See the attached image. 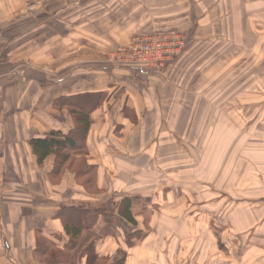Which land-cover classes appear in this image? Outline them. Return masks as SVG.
Segmentation results:
<instances>
[{"label": "crops", "instance_id": "obj_1", "mask_svg": "<svg viewBox=\"0 0 264 264\" xmlns=\"http://www.w3.org/2000/svg\"><path fill=\"white\" fill-rule=\"evenodd\" d=\"M255 12L264 17V0H0V264H20L27 259L33 250L35 232L59 234L61 226L55 212L63 197L78 194L79 189L74 186L72 192L67 182L71 179L75 184L73 173L65 171L51 181L48 173L52 156L46 158L43 167L38 166L28 144L32 134H47L51 129L65 133L72 126L68 113L55 107L56 99L79 92H100L102 100L92 113L88 136L100 147L97 155L102 160L120 162L123 168L140 163L143 170H148L160 159L157 150L167 136L164 124L170 116L189 107L188 96L194 94L191 84L197 79L192 83L190 74H161L138 65H116L108 62L109 52L127 45L139 34L186 30L191 25L197 28L200 40L218 35L232 43L231 36L258 32L254 28ZM199 94L198 91L200 97ZM183 96L179 103L177 100ZM32 122L42 128L35 129ZM133 165L124 168V173L130 174ZM96 180L103 192L109 190L105 199L96 198L105 201L115 190L100 181V176ZM151 189L155 191L154 199L145 206L153 210L151 225L158 227V223L176 219L173 214L164 216L156 211L180 209L182 205L170 203L171 199L177 200L179 192L167 184ZM129 190H124L121 197L136 196ZM82 194L91 195L84 190L78 197L84 198ZM256 209L253 213L247 208V219L240 222L242 209L230 208L228 225L221 226L211 241L207 233L210 229L205 226L208 223L195 221L197 214L203 213H190V228L179 222L183 232L175 242L187 244L193 240L192 221L196 228L206 231L204 244H214L209 249L203 247V259L211 256L212 262L201 259L200 264H264V238L254 239L257 231L264 228V206L261 213ZM154 231L155 235L149 232L146 242H136L127 264L133 256L138 260L146 255L159 257V244L168 242L157 238L156 227ZM103 242L97 243L99 250ZM224 243L228 249L222 247ZM140 245L147 247L140 250ZM166 256L169 264V255ZM177 260L183 258L173 255V264Z\"/></svg>", "mask_w": 264, "mask_h": 264}, {"label": "rangeland", "instance_id": "obj_2", "mask_svg": "<svg viewBox=\"0 0 264 264\" xmlns=\"http://www.w3.org/2000/svg\"><path fill=\"white\" fill-rule=\"evenodd\" d=\"M255 17L254 28L258 31L257 33L231 36L234 40L232 43L229 39L221 38L220 41L226 44L221 43L223 50L220 53L218 52V59L217 62L215 61L216 63L214 62V66L212 67V63L208 69L201 71H194L193 69L189 73L193 75L192 83L197 79L196 82L191 84V92L194 94H192L193 97L188 96L189 107L179 115L170 116L167 123L164 124L163 129L167 132V136H164L165 142H162L157 150L160 159L157 163L150 164L147 167L148 170H143L140 163L138 165L129 163L124 168L132 167L134 164L133 171L131 170L130 174H125V169L120 162L114 163L112 160H102L97 155L100 152L97 143L89 141V139L86 140L87 152L81 155L85 159V165H96V176H100V181L115 190V192L113 191L114 194L108 197V199L113 200L112 207L120 200L124 190L130 191L129 189H131L132 193L135 192L136 196H134L133 201L138 206L137 212L147 208L145 207L147 202L154 199L155 191L152 192L151 189L153 186L162 187L167 184L174 187L176 193L179 192L177 200L171 199L170 203L182 205V207H179L180 209L170 212L156 211L162 215L165 213L173 214V218L176 217V219H169L168 224L158 223L157 227L155 224L151 225L152 219L149 221L145 218L138 227L141 228L139 232L140 242L144 240L146 242L151 232L155 235L154 230L156 227L157 238H163V241L168 242L159 244L162 253H158L159 257L146 255L145 258L140 260L133 259V256L128 260L129 264H153L152 260L159 264H167L165 262L166 255H169V264H173V255L177 258H183V260L175 261V264H189V258L191 264L194 263V260H199L196 264H200L201 259L203 262L209 261L211 263V256L207 257L206 260L203 259L205 258L203 255L204 240L207 238V233L200 227L196 228V223L191 221L194 224V229H190L193 240L187 244H176L181 232H183L182 227L190 228L188 223L189 220H192L190 213H198L204 210V213L208 216L214 217L213 222L219 218V213L215 210L220 209L221 206L223 210L229 204L231 206L228 210L232 206L235 208L234 200L236 196H243L247 184L257 183L256 185L259 186L258 183L262 182V176H264V17L262 18V14L256 12ZM247 30L250 31V26ZM197 46V42L191 46V54L202 51L206 44ZM225 50L227 52L224 54ZM208 52L211 54L213 50L210 49ZM202 55L198 58L201 59ZM113 58L117 57H111L110 59ZM191 59H186L184 65L187 63L191 65ZM210 62L207 61L205 64L207 65ZM200 73L201 76H199ZM161 74H164V71ZM220 74L223 76V83L218 82ZM184 80H186L185 77ZM183 99L184 96L177 101L182 103ZM190 107L194 108V113ZM175 110H179L178 106H175ZM236 112L241 115L233 116L232 114ZM177 118L181 120L178 121ZM32 125H35V129L42 128L34 122H32ZM38 135L45 134L35 133L30 138ZM201 156L204 160L197 166V160ZM50 160L53 163L54 158L52 157ZM88 160L90 163L87 162ZM45 162L46 160L41 165L42 167ZM214 167L220 169V173L212 186L210 182L213 179L212 175L210 176V171H213ZM190 172H194L195 175L187 177ZM62 174L60 172L58 175ZM171 174L173 175L172 178L170 177ZM258 175L259 178H257ZM68 176L71 177V175ZM54 177L58 178L57 175H54ZM197 179H200V183L202 180L205 182V192H202L203 187ZM67 182H69V189L72 192L74 186L79 189L78 194L84 192V188L76 183L74 184L71 179ZM123 186L125 188H121ZM229 189L237 190L235 191L236 195H230ZM182 190L185 192L184 194ZM218 191L220 192L216 194ZM108 192L109 190H105L103 194L98 195L92 190L88 192L91 194L90 196L86 195L84 197L82 194L81 196L84 198H79L78 194L73 195L70 192L71 196L66 195L63 197V203L91 202L100 197L105 199ZM72 196L76 197L73 198ZM253 196H255L256 201V204L253 205H256L255 208L260 210L264 206V191ZM217 205H220V208H217ZM251 207L253 206L249 208ZM192 208H194L193 211ZM213 211H215L214 214ZM223 218L225 221L226 218L224 216ZM163 220L165 218L161 219V221ZM197 221L199 220L197 219ZM100 222L102 223L103 220L101 219ZM110 223L109 230H107L109 235L106 236V242L104 238L102 249H100L102 250L100 253L105 254L103 255L105 264H110L115 257L120 255L118 250H125V236L129 235L134 229L133 226L123 221H116V219L110 220ZM184 236L190 239L189 235ZM36 237L37 233L35 232L33 250L31 249L28 258L21 260L20 264H24V262L25 264H41L49 259L46 254L43 255L44 257L39 255L37 250L41 244L38 246L40 240ZM263 238L264 232H258L256 241H262ZM196 239L198 242H196ZM211 240L212 238H210ZM140 246V250L147 247L145 245ZM205 246L209 249L207 245ZM35 248L36 254L34 253ZM51 252L58 253L53 248H51ZM195 256L199 258H194ZM77 257L78 254L75 256L76 264H84V260L78 262ZM14 260L16 261V259ZM214 263L220 264L219 262Z\"/></svg>", "mask_w": 264, "mask_h": 264}, {"label": "trees", "instance_id": "obj_3", "mask_svg": "<svg viewBox=\"0 0 264 264\" xmlns=\"http://www.w3.org/2000/svg\"><path fill=\"white\" fill-rule=\"evenodd\" d=\"M156 32H182L187 38L182 52L166 64L165 68L163 69V71L166 73H171L172 71H174L175 73L189 75V73L193 69L194 71L205 70L208 69L212 63L213 67L217 62L216 60L218 59V52L220 53L223 50L221 48V43L226 44L225 42L220 41L221 36L218 35H213L207 40H200L197 28H195V26L193 25H191L189 28H186V30L169 29L158 30ZM195 42L198 43V46L200 44H206V46L202 51L199 50L200 52L197 51L194 52V54H191L190 48ZM210 49L213 50L211 54L208 52ZM226 52L227 51L225 50L224 54ZM201 54L203 55L201 59H199L198 56H200ZM188 58H192V64L190 65L187 63L186 65H184L185 60ZM207 61L211 62L206 65L205 62ZM140 68L147 69L145 66H142ZM199 76H201V73L199 74ZM189 77L193 78V75H190ZM223 80V76L220 74L218 82L223 83ZM101 95L102 94L100 92H79L73 95L62 96L56 99L55 107L60 110H65L68 113L72 122V126L65 133H62L60 130L51 129L45 135H38L29 139L28 144L30 152L35 157L36 163L39 166L43 164L47 157L52 156L54 158L52 169L48 173L49 179L51 181L55 179L54 174L58 175L60 172L64 173L65 171H69L73 173L75 183L82 186L85 192L88 193L92 190L96 194H101L103 192V190L98 186L97 182H95L97 175L95 167L96 165H85V159L83 158V155H81L82 153L87 152L88 146L86 144V140L88 139L90 127L93 122L92 113L100 105L102 100ZM238 114L240 113L236 112L232 115L236 116ZM130 120L132 121L131 117ZM203 160V156H201V158L197 160L196 165H200ZM193 173L194 172H190L189 175L194 176L195 174ZM210 173V176L212 175L213 179V181H211L210 183L213 186V184H215V179H217L219 176L220 169L214 167L213 171H210ZM257 178H259V175ZM197 181H199V184H201V187H203L202 192H205V182L202 180L200 183V179H197ZM256 184H247L246 188L244 189L245 192L243 193V196H236V199L234 200L235 208L242 209L239 210L242 212V215L239 216L240 220L242 219V221L240 222H245V220L247 219L245 214L246 209L250 206H253V204H256V201L254 199L255 196L253 195L261 192V190L256 187ZM258 184L260 188H263L264 190V176H262V182ZM229 191L230 195H234L235 191L237 190L234 191L233 189H229ZM219 192L220 191L216 192V194ZM133 199V196H124L122 198L120 197V200L116 202L114 207H112L113 200L110 199H107L105 201L92 200L91 202L60 204L59 208L55 212L54 217L58 221V223H60L61 232L59 234L52 233L50 234L51 236H45L38 233L36 237L40 240L38 246L39 244H41L37 250L39 255L43 256L44 254H46L49 258L41 264H76L75 256L77 254L78 257L76 258V260H78V262H81L83 259L84 264H105V257L103 256L105 254L103 252L100 253L102 250L98 249L99 244L97 243L101 242L102 240H104V238H106V236L109 235L107 230H109L108 227H110L111 224L110 220L113 219H116V221H123L133 226L134 228L129 235L125 236V250H118L120 255L115 257L110 263L127 264L129 251L133 249L138 240H141L139 234L141 228H138L139 222L137 218H140V221L142 223L143 219L147 218L150 221L151 217L153 216V211H149V209L147 208L137 212V210L135 209L136 205L134 204ZM255 207L256 206L250 208L253 210V213H255ZM217 208H220V205H217ZM228 209L229 205L224 207L223 210L222 206L220 209L215 210L218 211L219 218L213 222L212 219H214V217L208 216L206 213H204L203 210V215L200 216L199 214H197L195 221L208 223L205 224L206 228L210 229V232L207 233L213 240L214 233L217 236V232L220 231L221 226L225 224L228 225ZM262 209L263 208H261L260 210L256 209V211L259 210L261 213ZM215 211H213L212 213L214 214ZM205 214L206 216H204ZM199 216L200 218L198 219ZM223 216L226 218L225 221ZM207 217L210 218L207 219ZM202 218H204V220H202ZM101 219L103 220V222L101 223V225H99V220ZM197 219L199 221H197ZM260 231L264 232V228H260L257 233ZM51 237H53V239H51ZM243 238L244 235L240 236V239ZM254 239H256V237H254ZM206 245L209 248L214 246V244L210 242L206 243ZM222 247L224 249H228V245L226 243H224ZM51 248L56 249L58 253L51 252ZM35 250L36 248L34 249V253L36 254L37 251ZM194 258L199 257L195 256ZM198 261L199 260H194L193 264H196Z\"/></svg>", "mask_w": 264, "mask_h": 264}, {"label": "built area", "instance_id": "obj_4", "mask_svg": "<svg viewBox=\"0 0 264 264\" xmlns=\"http://www.w3.org/2000/svg\"><path fill=\"white\" fill-rule=\"evenodd\" d=\"M185 39V35L178 32L139 34L128 45L112 49L107 60L116 65L145 66L149 70L162 72L166 64L182 52Z\"/></svg>", "mask_w": 264, "mask_h": 264}]
</instances>
